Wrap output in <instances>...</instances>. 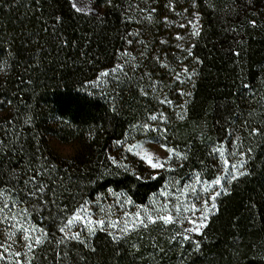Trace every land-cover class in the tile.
I'll use <instances>...</instances> for the list:
<instances>
[{
    "label": "trees",
    "instance_id": "obj_1",
    "mask_svg": "<svg viewBox=\"0 0 264 264\" xmlns=\"http://www.w3.org/2000/svg\"><path fill=\"white\" fill-rule=\"evenodd\" d=\"M10 2V9L6 5L0 8V45L4 49L0 59L7 58L10 50L16 54L18 63L10 61V73L0 75V93L12 100L11 104L0 107V123L13 120L17 108L23 112L24 103H28L35 118L38 139L42 148L46 149L45 155L61 168L90 175L96 180L85 190V198L92 204L96 202L97 195L105 197L103 201L110 200L114 204L115 198L107 191L111 188L117 193H127L136 205H147L151 194L162 187L168 177L166 172L154 174L147 171L127 151L128 145H121L119 151L115 146L117 140L127 139L129 144L142 138L152 140L151 136L139 133L135 139L129 137L130 124L144 120L150 112H163L171 117L170 125H166L169 128L168 147L184 151L191 149L189 159L182 162L184 167L178 168L182 182L184 176L201 170V162L207 166L206 178L219 174L218 161L208 155L209 147L211 142L229 141L224 130L233 122L239 126L251 120L259 125L264 120V84L261 83L264 80V72L261 71L264 69V31L249 28L243 36L226 31L228 25L220 15L205 9L203 0H198L201 37L191 39L192 43H196L194 56L203 62L196 66L199 76L193 80L194 87L174 82V73L181 72L183 67L191 70V58L180 64L174 58L180 55L179 50L172 46L176 43L174 37L177 33L183 36L191 31L189 26L167 31L161 26L141 29L136 24L122 23L120 12L105 4L100 5L105 23L98 25L90 13H77L69 8L65 0H61L56 7L60 8V14L66 20L65 34L75 45L57 53L52 37L41 32L38 37L40 45L49 47L51 53L42 55L40 68H29L32 63L29 53L36 51L40 45H30L25 34L42 27L37 21L39 11H31L35 4L28 5L25 0ZM159 3L157 11L160 18L168 15L170 20L176 19L163 7L165 0H159ZM0 4H4V0H0ZM44 7L49 12L53 10L47 4ZM184 8H189L191 16L193 10L186 0H181L176 10ZM239 23V20L234 22L237 26ZM135 30L144 32L142 39L154 42L161 51L162 59L167 55L169 68H160L152 62H148V68L153 72V79L166 85L159 100L167 97L173 104L159 103L155 98L141 96L135 87H125L117 90L115 106L120 109V115L116 116L111 110L112 89L108 87L105 93H101L91 85L101 72L110 71L115 66L122 49L127 48L133 55L136 54L133 51L137 47L135 41L126 45L120 39L121 34ZM8 38H11V44L7 42ZM161 38L168 39L169 44L160 45L158 41ZM236 39L245 41L243 49L234 43ZM233 51H239L240 56H234ZM29 78L33 80L34 87L21 84ZM244 84L250 87L246 89ZM182 88L190 90L191 97L179 95ZM11 93L16 95L9 96ZM185 104L186 118L181 121L175 112ZM249 112L253 113L251 117ZM61 119L70 122L71 127L57 122ZM90 137L94 139L90 140ZM209 138L210 142L206 143ZM59 146L70 147L71 151L63 153ZM251 146L255 156L250 169L252 175L242 179L238 185L234 184L231 195L219 198L218 212L209 220L203 235L199 236V252L189 242H184L183 247L169 245L167 237L172 234L171 226L163 230L159 226L151 227L149 233H141L142 239L137 240L133 236L119 250L114 248L105 232L97 230L91 241L96 252L87 254V264H264V141H253ZM106 155L116 156L118 160L126 157L123 162L130 165L132 172L117 171L106 160ZM100 161L108 164L115 174L96 179ZM152 176L156 179H151ZM153 240L158 247L153 246ZM133 242L139 244V251L134 254L130 249Z\"/></svg>",
    "mask_w": 264,
    "mask_h": 264
},
{
    "label": "snow or ice",
    "instance_id": "obj_2",
    "mask_svg": "<svg viewBox=\"0 0 264 264\" xmlns=\"http://www.w3.org/2000/svg\"><path fill=\"white\" fill-rule=\"evenodd\" d=\"M60 2L61 0H43V3L41 0H25L28 5L35 4V8L30 10L39 11L37 21L42 25L34 32L25 34L30 45H40L38 37L43 32L52 37L57 53L74 47L75 42L69 41L65 34L66 20L60 14V8L56 7ZM65 2L77 13H83L88 8L85 0ZM180 2L181 0H165L163 4L164 8L174 14V20H170L168 15L160 18L157 11L159 0H94L95 10L89 11L98 25L105 23L100 11V5L105 4L120 12L122 23L136 24L141 29H155L161 26L167 31L174 27L183 29L189 26L191 31L183 36L177 33L174 37L176 43L172 46L179 50L180 55L174 58L180 64L191 58V70L189 67H183L181 72L174 73V82L181 86L194 87L193 80L199 76L196 66L203 63L194 56L193 48L196 43L191 42L192 38L201 37L200 5L198 0H186L193 10L189 16V8L176 10V5ZM45 4L53 10L49 12L44 7ZM5 5L9 9L12 6L10 0H4L0 8ZM203 5L205 9H211L220 15L228 25L226 31L237 36L245 35L249 28L253 31H264V0H203ZM236 20L240 21L238 26L234 24ZM143 36L142 30L121 34L120 39L125 41L126 45H132L135 41L137 47L133 51L136 54L133 55L127 48L122 49L115 66L110 71L101 72L99 78L92 82V88L99 89L101 93H105L108 87L112 89L111 110L116 116L120 115V109L115 106L118 99L117 90H123L125 87H135L141 96L155 98L159 103L169 106L173 104L167 97L159 100V95L166 85L153 79V72L148 68V62L157 64L160 68H169L167 55L162 59L161 51L155 47L154 42L142 39ZM7 42L11 44V38H8ZM158 43L167 46L169 41L161 38ZM234 43L241 49L245 47L243 39H236ZM0 50L2 54V45ZM44 53L50 54L51 49L40 45L36 51L29 53L32 63L28 67L40 68ZM233 55L239 57L240 52L233 51ZM10 61L18 63L16 54L9 50L7 58L0 59V66L6 69V75L12 70ZM261 71L264 72V69ZM261 83L264 84V80H261ZM21 84L34 87L31 78L21 81ZM249 87L244 84V88ZM178 94L191 97L192 92L182 88ZM13 95L16 94H9ZM11 103L10 98L6 99L4 94L0 93V107ZM23 107V112L17 108V115L13 120L0 123V264H87V254L96 252L91 241L97 230L105 232L114 248L119 250L122 245L128 244L133 236L140 240L142 232L149 233L151 227L156 226L161 230L172 226V234L167 237L169 245L183 247L184 242H189L194 246V250L199 252L201 241L194 240L192 234L202 236V230L208 227L209 220L219 210V198L231 195V187L234 184L238 185L242 179L252 175L250 169L255 156L251 144L253 141H264V120L259 125H255L251 120L239 126L233 122L224 130L229 141L211 142L209 147L208 155L218 161L219 174L214 173L212 178H206L207 166L201 162V170L184 176L182 182L178 168L184 167L182 162L189 159L191 149L184 151L168 147L166 141L169 128L166 125H170L171 117L163 112H150L144 120L130 124L129 137L135 139L139 133L151 136L155 143L164 141L161 146L169 153L166 159L153 157L142 151H136L135 155L146 161L151 169L164 170L168 177L162 187L151 194L147 205H134L127 193H117L109 188L107 191L115 198L114 204L104 207L101 201L105 197L101 195L96 196L94 205L85 198V190L96 183L92 176L61 168L45 155L46 149L42 148L39 134L35 131L32 108L28 103H24ZM179 108L175 115L182 121L186 118L187 106L180 105ZM252 115L253 113L249 112V116ZM57 122L71 127L68 121L61 119ZM208 142L210 138L206 141ZM121 145H128L129 153L141 147L139 144H129L127 139L117 140V151ZM16 157H19V160H16ZM124 159L126 157L118 160L116 156L106 155V160L111 166H115L117 171L123 169L125 172H132L130 165L123 162ZM99 163L100 169L97 170L96 179L115 174L108 164L103 161ZM132 174L135 175L134 172ZM136 178L141 179L139 176ZM150 178L156 179L155 176ZM127 206H134L136 210L130 212ZM93 207L98 209L101 218H94ZM115 209H119L122 215H118ZM34 217L37 219L34 220ZM185 224L191 227H185ZM153 246L158 247L155 240ZM130 249L132 254L138 252L139 244L131 243ZM159 250L163 251L162 248Z\"/></svg>",
    "mask_w": 264,
    "mask_h": 264
},
{
    "label": "rangeland",
    "instance_id": "obj_3",
    "mask_svg": "<svg viewBox=\"0 0 264 264\" xmlns=\"http://www.w3.org/2000/svg\"><path fill=\"white\" fill-rule=\"evenodd\" d=\"M85 2L88 4V8L85 9L83 12L91 14V11H89V9L95 10V9H93L94 0H85ZM131 144H139L141 146L138 149H133V152H131L130 154L133 155L137 160H139L143 164V166L147 169V171H149V172L152 171L154 174H158L159 172L164 171L161 169H155V170L151 169L147 165L146 161L141 160L140 157H137L135 155L136 151H142V152H145L147 154L152 155L153 157L159 156L162 159H166L169 156V153L167 152V150L164 147L161 146V144L155 143L154 141L147 139V138H142V139L136 140ZM59 147L63 153H69L71 151L70 147H64V146H59ZM112 204H113V202L110 200H107V201L102 200L101 201V205L104 207H107L108 205H112ZM134 205H136V204H134ZM127 207H128V210L130 212H134L136 210L134 206H127ZM92 211L94 214V218H96V219L101 218L98 214V209L93 207ZM115 211L117 212L118 215H122V213L119 209H115ZM115 218L116 217H113V219H115ZM185 227H191V225L185 224ZM171 230H173V229L171 228ZM203 230H202V232H203ZM199 236L200 235L192 234V238L194 240H199Z\"/></svg>",
    "mask_w": 264,
    "mask_h": 264
},
{
    "label": "clouds",
    "instance_id": "obj_4",
    "mask_svg": "<svg viewBox=\"0 0 264 264\" xmlns=\"http://www.w3.org/2000/svg\"><path fill=\"white\" fill-rule=\"evenodd\" d=\"M0 75H6V69L3 66H0Z\"/></svg>",
    "mask_w": 264,
    "mask_h": 264
}]
</instances>
